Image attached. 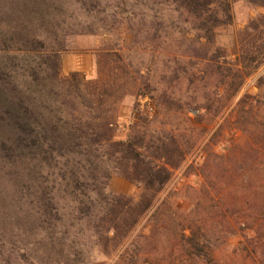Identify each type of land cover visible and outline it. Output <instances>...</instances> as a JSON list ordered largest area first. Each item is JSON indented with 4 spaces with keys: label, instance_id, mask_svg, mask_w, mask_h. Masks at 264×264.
I'll list each match as a JSON object with an SVG mask.
<instances>
[{
    "label": "trees",
    "instance_id": "16d2710c",
    "mask_svg": "<svg viewBox=\"0 0 264 264\" xmlns=\"http://www.w3.org/2000/svg\"><path fill=\"white\" fill-rule=\"evenodd\" d=\"M235 1L148 0L174 15L166 19L121 18L106 0H0V264H93L91 247L114 255L113 264H219L211 246L238 234L239 252L264 264V115L255 97L237 99L264 64V17L243 31L242 60H222L215 38L232 23ZM246 1L264 8V0ZM122 24L136 37L145 31L153 51L174 62L162 79L186 81L194 89L188 100L175 90L159 93L149 77L131 80L120 53L109 49L97 53L92 83L78 73L61 77L70 38L110 35ZM129 95L174 115L204 110L211 121L236 101L232 124L247 140L225 155L207 148L204 184L189 192L188 212L166 191L194 139L149 132L134 122L138 108L131 132L117 138L116 104ZM114 175L139 186L140 196L111 193Z\"/></svg>",
    "mask_w": 264,
    "mask_h": 264
},
{
    "label": "rangeland",
    "instance_id": "374dc122",
    "mask_svg": "<svg viewBox=\"0 0 264 264\" xmlns=\"http://www.w3.org/2000/svg\"><path fill=\"white\" fill-rule=\"evenodd\" d=\"M106 1L109 3L107 4L109 5V11H123L125 13L121 18L132 16V14L136 16L144 14L148 17L156 14L166 19L168 17L173 19L174 16L173 14L169 15L167 9L158 5L154 6L148 0ZM115 2L120 3L119 9L114 5ZM232 14V23L217 30L214 43L215 47L222 49V60L225 58L228 62L242 60L241 37L244 36L242 33L252 22L258 21L259 23L261 17H264V8L251 5L246 0H238L232 4ZM143 36H145V31H141L139 36L136 37L133 31L122 24L117 25L110 35L70 38L67 43L70 49L61 54V77L68 78L72 73H78L79 78L92 83L98 79L97 53L101 49H109L120 53L123 63L128 69L127 75L131 77V80L135 79L140 82L141 77H149L152 88H156L159 93L166 90H175L174 92L183 100H188L187 95H191L194 89H188L187 82L184 80H182L180 86H177L175 82L169 84L167 80L162 79V77H165L162 74L166 73L168 67L173 65L174 62L166 61L167 57L159 53L158 50L153 51L155 45L146 43ZM191 37H194L193 33ZM262 38L261 41L264 40V33ZM184 60H182V63L186 64ZM246 94L255 97L254 104L259 112L264 115V64L252 71L237 99ZM235 102L230 104L217 119L211 121L203 118L204 110H199V113L198 109L192 108L190 113L186 112L185 115H174L166 112L164 106L150 100L149 97L142 98L129 95L116 104L118 111L114 126L115 135L117 138L122 139L125 138L127 133L131 132L128 126L133 121V114L138 108L143 112L142 117L138 120L135 119L134 122H137L149 132L157 134L161 131H172L178 135L186 133L191 139H194L193 149L186 157L183 165L173 171V179L166 191V193H170L172 203L176 209L180 212H188L190 209L189 192L192 189H200L204 184L203 177L200 175V167L206 158L207 148L217 154L225 155L231 147L236 144H243L247 140L245 135L232 124L235 115L233 113ZM230 112L232 114L230 122L225 124L223 130L213 137L218 128L217 124H221ZM146 114L153 116L148 115L147 117ZM187 118L191 121L184 122V119ZM109 191L135 198H138L142 192L139 186L116 175L110 180ZM143 233L148 234L149 227L144 229ZM242 240L240 234L221 238L217 244L211 246L210 256L219 264H253V261L247 258L245 253L241 254L238 250ZM89 250L88 255L93 264H113L115 261L114 255L102 254L95 247H91Z\"/></svg>",
    "mask_w": 264,
    "mask_h": 264
}]
</instances>
